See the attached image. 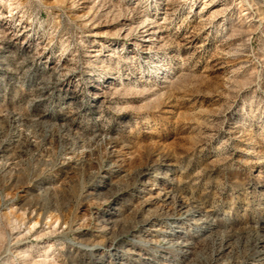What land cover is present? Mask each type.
<instances>
[{
	"label": "rangeland",
	"instance_id": "1",
	"mask_svg": "<svg viewBox=\"0 0 264 264\" xmlns=\"http://www.w3.org/2000/svg\"><path fill=\"white\" fill-rule=\"evenodd\" d=\"M0 264H264V0H0Z\"/></svg>",
	"mask_w": 264,
	"mask_h": 264
}]
</instances>
